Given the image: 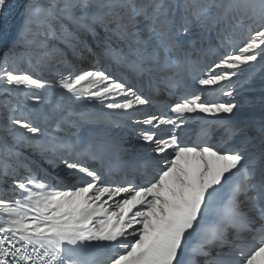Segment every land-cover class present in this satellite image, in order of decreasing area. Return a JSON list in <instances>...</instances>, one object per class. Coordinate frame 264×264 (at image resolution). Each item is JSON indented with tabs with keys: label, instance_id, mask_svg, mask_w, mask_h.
Here are the masks:
<instances>
[{
	"label": "snow or ice",
	"instance_id": "6c2138e0",
	"mask_svg": "<svg viewBox=\"0 0 264 264\" xmlns=\"http://www.w3.org/2000/svg\"><path fill=\"white\" fill-rule=\"evenodd\" d=\"M6 3L0 0V10ZM20 16L15 40L0 51V81L17 91L0 113V144L9 158L0 178L11 181L0 191V264H264V117L229 121L227 138L213 144L212 124L196 115L220 119L237 109L216 93L234 97V79L264 60V0H24ZM244 24L247 34L238 38ZM88 36L97 46L102 40L99 53L82 38ZM60 41L164 84L175 98L164 105L168 111L134 121L157 157L145 164L150 173L140 183L104 180L93 166L104 146L78 148L50 133L41 140L45 129L25 113L20 97L43 104L37 93L49 88L68 101L125 114L152 102L127 76L77 68L66 54L58 82L19 70L30 53ZM206 91L212 99L205 102ZM69 115L78 130L107 119ZM197 119L203 121L197 139L182 143V128ZM56 126L53 119L49 127Z\"/></svg>",
	"mask_w": 264,
	"mask_h": 264
},
{
	"label": "bare ground",
	"instance_id": "6f19581e",
	"mask_svg": "<svg viewBox=\"0 0 264 264\" xmlns=\"http://www.w3.org/2000/svg\"><path fill=\"white\" fill-rule=\"evenodd\" d=\"M23 2L24 0H18L16 2L15 6L10 10V13L13 12L12 16L4 22V29L0 41V51L10 47L16 38L21 23L20 7ZM41 2L51 3L52 0H41ZM246 34L247 24L241 25L237 37L240 38ZM102 35L101 33V36ZM82 38L87 39L89 45L97 53H99L103 47L102 40L99 42V46H97V42H94L91 36ZM54 43H56V48L50 47L38 53H30L19 65V70L30 71L34 75L40 76L49 82L53 80L58 82L59 77L57 76V72L64 70V65L60 63L62 54H66L68 61L72 62L77 68H88L95 65L97 68L105 69L102 66H106L108 63V60H105L103 57H100L98 60L87 51H83L82 54L79 53V50L74 52L67 41ZM48 58H51L48 63L49 65L47 69L46 67L43 69L41 61L42 59ZM0 59H2V56H0ZM233 87L235 89L234 97H223L219 102H234L238 104V107L234 114L221 115L232 116L236 120L242 117L246 119L250 118L255 121L257 120V123H259L261 118L264 117V106H262L260 102L261 98L264 97V60L254 62L252 67L245 69L244 72L239 74L233 81ZM5 89H8V91H5ZM37 94L44 97L45 103L35 104L31 101H26L23 97H20V103L24 106L25 113L31 112L32 118L45 129V135L40 137V139H48V134L50 133L51 137L62 138L68 143H74L78 129L74 126L73 121L77 118L69 115V112H74L71 111V108L75 101L66 100L62 92L55 88L45 89ZM16 96L17 91L14 88H8L6 84L0 81V113L3 112L5 102L15 99ZM60 100L62 101L61 105L63 107L61 110L55 111L54 105ZM84 102L88 104V106L83 109L84 112L93 117L98 115L106 116L107 119H100L99 122L94 124H85L82 128H87L95 137L112 147L119 145L120 150L114 147L115 152L118 154L124 153L121 152V146L128 145L125 150L128 157H140L153 164L157 162V157L152 153V148L155 145L135 139V136L121 127L120 123L117 121L118 119L120 122L130 125L129 127H134L136 125L134 121L144 118V107L138 108L134 113L125 114L122 110L112 111L98 104H92L88 101ZM128 116H131L132 119H128ZM62 117H66V119ZM53 119L57 126L55 128H50L49 123ZM4 136L5 133L0 131V137ZM8 143L9 145L15 144V140L12 137H8ZM15 150L33 160H39V157L32 153L27 147L17 146ZM5 159L9 158L4 155L3 145L0 144V164H2ZM159 162L162 163V161ZM12 163H14V161H12ZM44 167L48 168L47 165H44ZM48 170L55 174V171L51 168H48ZM10 183V179L0 178V191L5 190Z\"/></svg>",
	"mask_w": 264,
	"mask_h": 264
},
{
	"label": "rangeland",
	"instance_id": "374dc122",
	"mask_svg": "<svg viewBox=\"0 0 264 264\" xmlns=\"http://www.w3.org/2000/svg\"><path fill=\"white\" fill-rule=\"evenodd\" d=\"M15 4H16V3H15ZM15 4H14V6H15ZM48 65H49V64H47V65L43 64V66H42L43 69H44L45 67H46V69H47ZM1 113H2V112H1ZM256 121H257V120H256Z\"/></svg>",
	"mask_w": 264,
	"mask_h": 264
}]
</instances>
